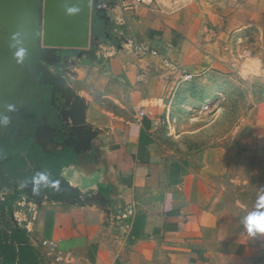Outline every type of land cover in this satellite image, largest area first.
<instances>
[{
    "label": "crops",
    "instance_id": "1",
    "mask_svg": "<svg viewBox=\"0 0 264 264\" xmlns=\"http://www.w3.org/2000/svg\"><path fill=\"white\" fill-rule=\"evenodd\" d=\"M118 1L93 2V40L79 57L41 47L42 0H0V118H9L0 125V194L42 172L39 156L24 182L6 171L21 141L62 166L29 209L16 206L20 195L0 201V231H24L37 264H264V233L244 225L264 195V139L210 149L197 171L180 175L147 118L165 58L173 85L224 70L225 56L235 78L247 69L256 84L264 0H173L163 17L149 3L132 12L100 5ZM138 44L158 55L132 53ZM260 119L264 136V112ZM41 241L57 243L60 262Z\"/></svg>",
    "mask_w": 264,
    "mask_h": 264
},
{
    "label": "rangeland",
    "instance_id": "2",
    "mask_svg": "<svg viewBox=\"0 0 264 264\" xmlns=\"http://www.w3.org/2000/svg\"><path fill=\"white\" fill-rule=\"evenodd\" d=\"M148 3V9L163 17L173 0ZM163 62L160 85L154 88L147 118L177 174L197 171L202 155L210 149L263 141L264 136L257 129L264 112L258 106V101L264 99V70L256 75V84L251 85L254 71L241 68L235 78L231 56H225L224 70L202 72L182 83L179 78L173 85L166 58ZM240 66L247 68V64Z\"/></svg>",
    "mask_w": 264,
    "mask_h": 264
},
{
    "label": "water",
    "instance_id": "3",
    "mask_svg": "<svg viewBox=\"0 0 264 264\" xmlns=\"http://www.w3.org/2000/svg\"><path fill=\"white\" fill-rule=\"evenodd\" d=\"M94 0H42L40 44L45 50L83 51L92 43V6ZM78 8L75 15H68L66 9ZM68 117L78 116L71 112Z\"/></svg>",
    "mask_w": 264,
    "mask_h": 264
},
{
    "label": "trees",
    "instance_id": "4",
    "mask_svg": "<svg viewBox=\"0 0 264 264\" xmlns=\"http://www.w3.org/2000/svg\"><path fill=\"white\" fill-rule=\"evenodd\" d=\"M28 145L26 141H21L22 155L13 150L8 153L10 158L5 167L10 175L20 182H24L31 170L30 167L35 165L37 156L41 157L43 161L42 172L49 173V176L59 175L62 166L55 165L56 161L52 159L54 154L48 156L37 154L34 149L27 147ZM4 151L6 150L0 151V159H2L1 154H4ZM0 257L3 259L1 264H37L33 249L27 244L25 233L22 230L11 231L10 235L0 231Z\"/></svg>",
    "mask_w": 264,
    "mask_h": 264
},
{
    "label": "built area",
    "instance_id": "5",
    "mask_svg": "<svg viewBox=\"0 0 264 264\" xmlns=\"http://www.w3.org/2000/svg\"><path fill=\"white\" fill-rule=\"evenodd\" d=\"M96 1H98V0H94V2H96ZM100 5L103 9H109L111 11L118 9L122 12H124V11L132 12L136 8V6L148 5V0H119L115 4L100 3ZM116 21L122 23L123 20L120 17H117ZM130 50L132 53H135L138 56H144V55L157 56L158 55V52L156 49L152 48L151 46L145 45V44H138L135 46L131 45ZM190 79H191L190 76L184 77L185 81L190 80ZM31 184H32L31 180H28L24 185H18L16 187V189L14 190V192L7 190V192L1 193L0 194L1 195L0 201H4L5 196H12V195L19 196L20 195L21 200H20V202H18V204H16V206L18 205V207H20L21 209H25V207H27L29 209V205L33 204L34 195H36V193H33V190L29 188ZM40 189H42V188H40ZM40 191L42 193V190H40ZM40 191H39L38 195H41ZM7 193L9 195H6ZM18 212H20V211H18ZM18 212H15V213L18 214ZM15 223L18 224V223H20V221L15 220ZM40 244H41L42 248H44L46 250L47 254L52 258V260L54 262L58 263L61 261V256L57 250V243H55L53 241H41Z\"/></svg>",
    "mask_w": 264,
    "mask_h": 264
},
{
    "label": "clouds",
    "instance_id": "6",
    "mask_svg": "<svg viewBox=\"0 0 264 264\" xmlns=\"http://www.w3.org/2000/svg\"><path fill=\"white\" fill-rule=\"evenodd\" d=\"M79 11L78 8L69 7L66 9V13L68 15H75ZM9 111L13 110V106H8ZM9 124V118L4 116L0 118V125L7 126ZM41 182L49 183V173L47 172H39L37 173L31 180L33 185V192L38 194L40 191V184ZM58 181H51L49 186L50 187H58ZM264 195H261L256 206V210L250 212L244 218V225L247 233L252 236L256 233H264Z\"/></svg>",
    "mask_w": 264,
    "mask_h": 264
}]
</instances>
